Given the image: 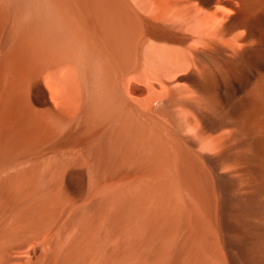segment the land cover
Here are the masks:
<instances>
[{"label": "bare ground", "instance_id": "1", "mask_svg": "<svg viewBox=\"0 0 264 264\" xmlns=\"http://www.w3.org/2000/svg\"><path fill=\"white\" fill-rule=\"evenodd\" d=\"M0 264H264V0H0Z\"/></svg>", "mask_w": 264, "mask_h": 264}, {"label": "rangeland", "instance_id": "2", "mask_svg": "<svg viewBox=\"0 0 264 264\" xmlns=\"http://www.w3.org/2000/svg\"><path fill=\"white\" fill-rule=\"evenodd\" d=\"M71 77L74 78V75L72 74V72L71 71L67 72L68 81H70L72 83L74 81V79H72Z\"/></svg>", "mask_w": 264, "mask_h": 264}]
</instances>
